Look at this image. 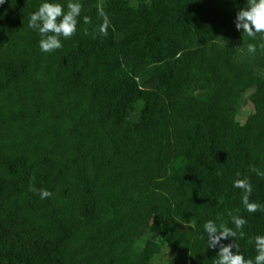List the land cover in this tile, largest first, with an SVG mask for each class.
Listing matches in <instances>:
<instances>
[{"label":"trees","instance_id":"1","mask_svg":"<svg viewBox=\"0 0 264 264\" xmlns=\"http://www.w3.org/2000/svg\"><path fill=\"white\" fill-rule=\"evenodd\" d=\"M103 1L80 0L52 53L28 27L44 0L0 5V264H212L203 223L232 227L229 211L254 258L264 211L233 187L249 177L264 204L249 170L264 171V49L248 54L260 41L234 24L246 0H116L107 36Z\"/></svg>","mask_w":264,"mask_h":264},{"label":"clouds","instance_id":"2","mask_svg":"<svg viewBox=\"0 0 264 264\" xmlns=\"http://www.w3.org/2000/svg\"><path fill=\"white\" fill-rule=\"evenodd\" d=\"M5 0H0V5ZM245 7H241L235 14L234 24L237 31L245 34L251 41L259 39L260 43H248L246 51L250 55H255L257 47L264 49V0H246ZM83 5L80 0H67L66 6L52 0H44L36 11L30 14L28 27L38 32L40 39L38 46L44 53H52L63 47L62 39H71L77 32L78 18L82 12ZM98 15L101 17V23L97 28V33L102 36L108 35L110 19L104 11L103 6H97ZM83 23L90 24L89 16L83 17ZM249 170L256 175L264 178V171L250 166ZM236 179L233 180V187L241 190L240 201L243 208L248 213L264 211V204L252 201V184L250 178L241 177L236 173ZM29 191L38 194L40 199L51 197L52 193L47 189H37L30 184ZM228 217L233 225L229 227L227 223L217 224L209 219L203 223L204 234L207 237L208 249H217L213 257L212 264H264V235H253L249 237V243L254 246L256 255L254 258H246L240 252V245L237 237H245L244 227L248 221L239 214H233L229 211ZM199 239L203 240L204 235ZM230 241L227 244L222 241ZM235 249V251H233Z\"/></svg>","mask_w":264,"mask_h":264},{"label":"rangeland","instance_id":"3","mask_svg":"<svg viewBox=\"0 0 264 264\" xmlns=\"http://www.w3.org/2000/svg\"><path fill=\"white\" fill-rule=\"evenodd\" d=\"M103 6V9L106 13L117 11L118 7L116 6V0H104L103 3L101 4ZM144 98V95H142ZM250 108L249 107H243L240 112H238L237 119L240 121L245 120V116L247 113H249ZM173 223H169L168 227H172ZM167 258V254L164 255L163 260L160 262V264H165V259Z\"/></svg>","mask_w":264,"mask_h":264}]
</instances>
